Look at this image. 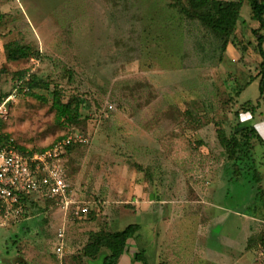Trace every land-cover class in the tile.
<instances>
[{"label":"rangeland","instance_id":"1","mask_svg":"<svg viewBox=\"0 0 264 264\" xmlns=\"http://www.w3.org/2000/svg\"><path fill=\"white\" fill-rule=\"evenodd\" d=\"M190 10L188 0H0V135L37 151L68 133L88 138L65 161L70 193L86 209L77 216L38 197L20 221L0 227V264H101L103 253H83L91 233L141 222L137 198L154 197L156 210L185 223L195 216L189 199L211 180L224 178L243 195L255 166L264 187V142L255 141L254 164L245 159L232 179L217 136L219 125L230 133L243 123L264 138L257 38L264 29L245 0L236 40L225 46ZM14 44L32 55L11 57ZM19 72L36 74L42 87L34 95L17 87ZM55 91L64 103L82 99L79 121L58 120ZM249 100L258 103L255 113L245 110ZM256 210L264 214V192Z\"/></svg>","mask_w":264,"mask_h":264},{"label":"crops","instance_id":"2","mask_svg":"<svg viewBox=\"0 0 264 264\" xmlns=\"http://www.w3.org/2000/svg\"><path fill=\"white\" fill-rule=\"evenodd\" d=\"M250 183L251 188L246 191L239 185L244 191L242 195L232 192L229 182L225 186L224 178L211 180L205 190L194 192L189 199L196 204L195 216L186 218L185 223L177 212L156 210L154 197L142 203L137 198L133 213L142 214L144 219L134 222L141 228L128 240L118 264H144L136 259L140 252L147 264H264L256 250L257 244L264 240V214L256 210V183ZM229 198L236 199L235 207L228 208L222 202Z\"/></svg>","mask_w":264,"mask_h":264},{"label":"trees","instance_id":"3","mask_svg":"<svg viewBox=\"0 0 264 264\" xmlns=\"http://www.w3.org/2000/svg\"><path fill=\"white\" fill-rule=\"evenodd\" d=\"M191 6V14L196 18L208 24L223 40L224 45L228 44V39L235 33L238 19L240 18L241 9L245 0H188ZM251 5V18L258 22L259 28L264 29V0H249ZM187 11H189L187 9ZM259 54L263 60L260 63V79L259 90L260 97L264 94V36L257 34ZM232 38V43L235 41ZM9 55L13 58L31 56L30 48L20 44H14L10 47ZM258 73V74H259ZM19 83L17 87L25 88L28 93L34 95V90L40 88V81L36 74L26 76L25 72L17 74ZM256 80V79H253ZM53 107L57 110V118L60 122L64 121L69 124L75 123L81 117V98H76L73 102H62L59 93L55 91ZM4 102L3 97L0 95V105ZM258 103L249 100L245 103V110L255 113ZM240 115V114H239ZM238 116V113H237ZM238 118V117H237ZM217 136L221 145L225 148L227 159L231 163L232 179L239 178L244 172L242 165L245 159H251L254 164V159L251 157L252 151L255 146V141L260 143L264 142V138L259 133L258 129L252 125L236 126L230 133L221 125L217 127ZM63 137V136H62ZM60 137V138H62ZM59 138V139H60ZM10 139L7 135H0V143H6ZM20 151L28 149L17 144ZM75 145L69 147V152ZM43 150V149H42ZM40 150V151H42ZM37 151V150H31ZM68 156V154L66 155ZM254 166V165H253ZM253 179L259 183L257 187V196L263 195L264 187L261 184L263 176L257 167H253ZM28 200L26 211L33 208L37 203L36 200L24 197L23 201ZM141 226L137 223H131L123 229L116 231L99 230L91 233L88 243L83 248V253L87 257H95L102 254L101 264H118L120 256L124 253L127 242L129 239L134 238ZM136 259L146 263L143 252L136 255Z\"/></svg>","mask_w":264,"mask_h":264},{"label":"built area","instance_id":"4","mask_svg":"<svg viewBox=\"0 0 264 264\" xmlns=\"http://www.w3.org/2000/svg\"><path fill=\"white\" fill-rule=\"evenodd\" d=\"M113 108V104L107 105L104 115L108 116ZM87 141L86 136L72 132L42 151H20L13 138L0 143V227L21 220L28 204V200L23 201L24 197L54 200L65 212L80 215L86 208L70 193L65 159L70 146ZM65 236V229L61 227L56 247L59 255L64 251ZM257 255L264 263V242Z\"/></svg>","mask_w":264,"mask_h":264}]
</instances>
